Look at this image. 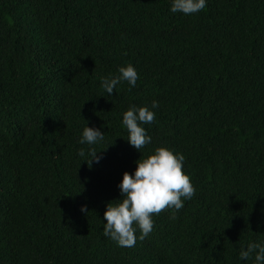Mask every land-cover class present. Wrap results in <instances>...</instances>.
Listing matches in <instances>:
<instances>
[{"label": "trees", "instance_id": "1", "mask_svg": "<svg viewBox=\"0 0 264 264\" xmlns=\"http://www.w3.org/2000/svg\"><path fill=\"white\" fill-rule=\"evenodd\" d=\"M171 2L0 0V264H256L239 253L264 244V0ZM128 65L135 87L106 93ZM133 105L156 116L140 152ZM85 127L103 140L79 143ZM159 147L184 156L195 195L119 247L106 205Z\"/></svg>", "mask_w": 264, "mask_h": 264}, {"label": "clouds", "instance_id": "2", "mask_svg": "<svg viewBox=\"0 0 264 264\" xmlns=\"http://www.w3.org/2000/svg\"><path fill=\"white\" fill-rule=\"evenodd\" d=\"M205 7L206 0H172L170 12L193 15ZM118 72L117 77L105 78L101 82L109 95L121 81H127L130 86L135 87L139 78L132 65L120 67ZM151 107L157 108L158 102L153 101ZM155 119V113L148 107L133 105L123 113L122 125L127 130L126 141L131 147L140 152L151 143V137L141 125L151 124ZM103 138L104 134L98 129L85 127L79 143L94 145ZM79 155H85L83 149ZM89 155L92 157L87 163L89 167L93 161L99 162L95 149H90ZM184 159L182 154L159 147L154 150V154L137 160L132 174L123 173L118 185L121 199L106 205L103 235L119 247H133L136 244L137 231L141 240L152 232L153 215L171 210L170 218L175 219V213L184 207V201L190 200L196 191L190 177L183 172ZM81 210L84 211L83 208ZM253 253L256 264H264V244L261 243L248 244L246 250L240 251L239 258L248 260Z\"/></svg>", "mask_w": 264, "mask_h": 264}]
</instances>
